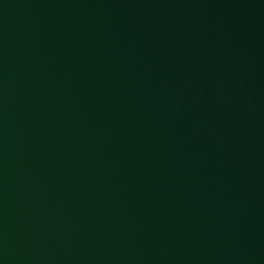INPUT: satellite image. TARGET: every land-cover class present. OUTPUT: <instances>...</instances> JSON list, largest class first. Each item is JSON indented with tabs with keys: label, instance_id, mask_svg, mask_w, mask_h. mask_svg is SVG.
Instances as JSON below:
<instances>
[{
	"label": "water",
	"instance_id": "obj_1",
	"mask_svg": "<svg viewBox=\"0 0 264 264\" xmlns=\"http://www.w3.org/2000/svg\"><path fill=\"white\" fill-rule=\"evenodd\" d=\"M0 264H224L189 0H0Z\"/></svg>",
	"mask_w": 264,
	"mask_h": 264
}]
</instances>
